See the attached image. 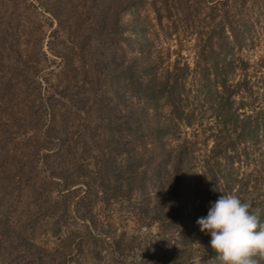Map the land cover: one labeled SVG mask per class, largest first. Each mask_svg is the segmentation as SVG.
<instances>
[{
    "label": "rangeland",
    "instance_id": "obj_1",
    "mask_svg": "<svg viewBox=\"0 0 264 264\" xmlns=\"http://www.w3.org/2000/svg\"><path fill=\"white\" fill-rule=\"evenodd\" d=\"M223 194L264 223V0H0V264H221Z\"/></svg>",
    "mask_w": 264,
    "mask_h": 264
},
{
    "label": "clouds",
    "instance_id": "obj_2",
    "mask_svg": "<svg viewBox=\"0 0 264 264\" xmlns=\"http://www.w3.org/2000/svg\"><path fill=\"white\" fill-rule=\"evenodd\" d=\"M250 209L251 204L237 195L223 194L205 217L198 218L221 264H257L256 257L264 259V223Z\"/></svg>",
    "mask_w": 264,
    "mask_h": 264
},
{
    "label": "trees",
    "instance_id": "obj_3",
    "mask_svg": "<svg viewBox=\"0 0 264 264\" xmlns=\"http://www.w3.org/2000/svg\"><path fill=\"white\" fill-rule=\"evenodd\" d=\"M116 7H117L116 4H114L113 9L115 10ZM210 52L214 53V51L212 50H210ZM186 65L185 67H188V65L187 66ZM152 67L153 66L151 64H148V66L145 68V71H150ZM117 68H118L117 65L107 67L106 70L107 74L117 75L119 73V72L117 73L115 72L117 71ZM184 68L174 67L171 72L164 71L165 75H161L162 78L152 73L151 74L148 73V77L146 78V80L140 78L136 82L137 85L136 91L142 94L145 98L154 99L156 101L160 97H165L166 102L170 106V110L174 112L176 118H180L182 121L188 123L189 115H187L184 111L181 110V100H182L181 93L183 87L181 79ZM210 68H212V71L215 72L219 70V68L217 67V62L211 64ZM121 70L122 72H120V74L118 75L123 76L124 79H127L131 75L132 69H129L128 66L122 68ZM215 94L216 91L212 90L208 98L209 106L212 110H216V103L218 104V102H216ZM158 128L159 126H156L154 129L155 136H157V138L161 134V128L159 129ZM181 154L182 152L179 153L180 156ZM180 156L174 166V168L177 170L180 169L182 163ZM174 191H175V199L173 202L174 217L182 216L183 207L186 204V202L181 198V196L177 192V185L174 186Z\"/></svg>",
    "mask_w": 264,
    "mask_h": 264
}]
</instances>
